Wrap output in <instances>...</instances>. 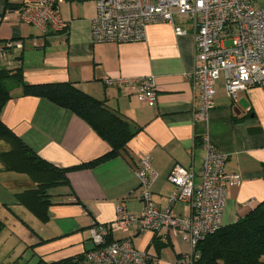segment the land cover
Returning a JSON list of instances; mask_svg holds the SVG:
<instances>
[{
    "label": "crops",
    "instance_id": "obj_1",
    "mask_svg": "<svg viewBox=\"0 0 264 264\" xmlns=\"http://www.w3.org/2000/svg\"><path fill=\"white\" fill-rule=\"evenodd\" d=\"M6 4L9 9L4 13ZM19 8V0H0V49L4 46L2 41L22 43V48L12 49L2 64L6 68L20 65L27 84L74 83L86 94L106 101L141 131L129 143L126 154L92 169L69 173L70 186L53 191L47 223L20 208L12 198L11 204L22 209V215H16L34 232L14 216L12 220L1 218L6 228L0 242L14 240V246L3 247L17 249L15 258L20 252L22 259L30 254L29 262L34 264L39 258L51 263L87 254L94 249L89 229L93 220L110 224L116 220V209L121 206L128 214L138 215L142 205L136 169L144 157L150 158L156 173L151 187L153 200L158 207H167L175 192L167 180L171 170L179 165L198 173L205 162L204 138L226 154V173L241 179L240 186L227 188L223 226L235 223L264 200V86L240 92L232 100L227 96L224 79L220 78L215 107L202 117L198 111L199 91L192 78L195 54L189 32L177 36L169 24H152L142 42L96 44L91 36L93 0L59 2L57 11L66 27L63 32L50 34L22 23ZM137 79L154 82V106L139 101L136 86L116 83ZM20 93L21 88L12 89L1 120L40 157L57 167L68 168L108 152V144L82 119L47 100ZM0 175L2 182H10L12 186L7 185L12 188L26 186L22 181L29 182L23 175L17 174L25 180H8L13 176ZM195 181L200 179L196 177ZM172 211L188 218L192 208L187 202H176ZM165 235H161V240L169 246L159 256L152 242L155 235L150 231L135 235L132 229L126 234L113 232L110 237L131 238L137 250L149 253L158 264H175L179 255L189 251V245L179 235ZM41 241L47 242L39 244ZM166 253L168 258H164ZM11 254L13 251L6 252L0 264L14 263L16 260H9Z\"/></svg>",
    "mask_w": 264,
    "mask_h": 264
},
{
    "label": "built area",
    "instance_id": "obj_2",
    "mask_svg": "<svg viewBox=\"0 0 264 264\" xmlns=\"http://www.w3.org/2000/svg\"><path fill=\"white\" fill-rule=\"evenodd\" d=\"M62 0H19L22 23L45 34L63 32L66 23L59 16L57 4ZM95 16L91 36L96 44L137 43L146 38L152 24H169L177 36L190 33L194 40L195 67L192 78L199 91L198 111L202 117L215 107L217 82L224 79L229 99L256 86H264V7L257 0H93ZM0 49L6 61L9 52L21 49L15 41ZM112 83V82H111ZM137 88L139 101L157 103L155 84L149 79L117 81ZM205 162L196 173L174 166L167 180L175 192L169 205L158 207L151 187L156 179L149 157L142 158L136 169L138 198L142 205L138 215L124 207L116 209V220L90 228L94 249L86 254L85 264H158V260L135 248L131 238L108 242L111 233L150 231L161 236L175 234L189 245L175 264H192L196 246L223 226L222 216L228 187L241 185L239 175L227 174V156L203 139ZM196 177L200 179L196 183ZM187 202L192 208L188 218L175 215L172 206ZM133 235V234H132ZM165 235V236H166Z\"/></svg>",
    "mask_w": 264,
    "mask_h": 264
},
{
    "label": "trees",
    "instance_id": "obj_3",
    "mask_svg": "<svg viewBox=\"0 0 264 264\" xmlns=\"http://www.w3.org/2000/svg\"><path fill=\"white\" fill-rule=\"evenodd\" d=\"M8 9L9 6L6 4L4 13ZM15 41H2L4 43L2 49H6L7 43ZM2 62L0 59V141L8 146V150L0 153L2 165L0 173H15L29 179L31 186L14 194L15 204L26 209L40 222L47 223L49 208L53 205V191L59 187L70 186L68 174L73 171L92 169L126 154L129 143L141 131V128L111 109L106 101L86 94L74 83L27 84L20 65L6 68ZM13 88H21L20 96L47 100L82 119L108 144V152L94 160L68 168L57 167L40 157L1 120L3 108L12 98ZM3 206L9 209L7 204ZM15 217L34 233L23 220L17 215ZM94 225L98 223L93 220L89 229ZM5 228L6 224L0 218V236ZM154 235L152 242L159 256L169 243L163 242L161 236ZM112 241H114L113 238L109 236L108 242ZM44 242L47 241H41L39 244ZM196 254L197 257L192 264H264V200L235 223L222 226L200 241L196 246ZM85 261L86 253H82L51 263L39 258L35 264H85ZM19 262L21 261L16 260L12 264H19Z\"/></svg>",
    "mask_w": 264,
    "mask_h": 264
},
{
    "label": "rangeland",
    "instance_id": "obj_4",
    "mask_svg": "<svg viewBox=\"0 0 264 264\" xmlns=\"http://www.w3.org/2000/svg\"><path fill=\"white\" fill-rule=\"evenodd\" d=\"M70 3V2H69ZM257 3L260 5V6H262V7H264V0H257ZM8 150V146L3 142V141H0V153L1 152H4V151H7ZM2 171V165H1V163H0V172ZM8 175L7 176H13V177H9V179L8 180H11L12 178L14 179V178H19L20 180H25V178L23 177V176H18L17 174H15V173H7ZM17 176V177H16ZM27 178V177H26ZM29 180V179H28ZM12 183H14V182H12ZM22 183H27V187L23 184V185H21V186H19V188H12V187H9V186H12V184L10 183V182H7V184L9 185H7L6 183H4V182H2V179H1V175H0V204H7L8 205V207H9V209H3V208H5L4 206H1L0 207V218H3V220L5 219V218H12V216H14L15 217V215H16V213H18V214H21L22 215V209H19V208H16V207H14L13 205L14 204H11V202H12V198H13V193H17V192H21L22 190L21 189H27V188H29L30 186H31V183L30 182H28V181H25V182H23L22 181ZM15 184V183H14ZM17 187V186H16ZM20 208H23V207H20ZM25 219V218H24ZM12 220V219H11ZM10 222H12V221H10ZM4 233V232H3ZM6 237H9V235L7 234V233H5L4 234ZM17 235L19 236V233L17 232ZM9 242V243H8ZM11 242V243H10ZM13 242H14V240L12 239V240H9V241H6V243L5 242H0V260H1V258L3 257V255L6 253V252H12L13 251V254H11L10 255V258H9V260H11L12 262L13 261H15V260H20L21 262H19V264H33V262H29V259H30V254L27 256V257H25V258H23L22 259V255H23V253L22 252H20V254L15 258L14 256V254L16 253L15 251L17 250V249H15V251L14 250H12V248H10V247H8V248H4L3 246L4 245H6V246H14L13 245ZM169 251V250H168ZM169 253L170 254H172L171 253V251H169ZM164 258H168V253H166V255H165V257ZM35 260V259H34ZM37 260V259H36ZM35 264V263H34Z\"/></svg>",
    "mask_w": 264,
    "mask_h": 264
}]
</instances>
